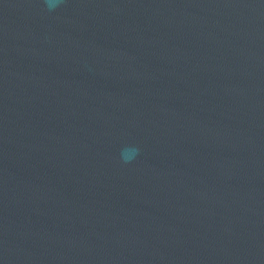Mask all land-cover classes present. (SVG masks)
Masks as SVG:
<instances>
[{
    "label": "water",
    "instance_id": "1",
    "mask_svg": "<svg viewBox=\"0 0 264 264\" xmlns=\"http://www.w3.org/2000/svg\"><path fill=\"white\" fill-rule=\"evenodd\" d=\"M0 264H264V0H0Z\"/></svg>",
    "mask_w": 264,
    "mask_h": 264
},
{
    "label": "clouds",
    "instance_id": "2",
    "mask_svg": "<svg viewBox=\"0 0 264 264\" xmlns=\"http://www.w3.org/2000/svg\"><path fill=\"white\" fill-rule=\"evenodd\" d=\"M60 0H47L48 9L52 10L57 7ZM140 147L138 145L125 146L121 149L120 159L123 163H129L132 159L138 156Z\"/></svg>",
    "mask_w": 264,
    "mask_h": 264
}]
</instances>
